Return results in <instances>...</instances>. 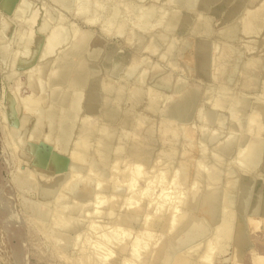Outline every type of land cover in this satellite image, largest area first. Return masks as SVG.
<instances>
[{"label": "rangeland", "instance_id": "rangeland-1", "mask_svg": "<svg viewBox=\"0 0 264 264\" xmlns=\"http://www.w3.org/2000/svg\"><path fill=\"white\" fill-rule=\"evenodd\" d=\"M259 11L264 0H0V264H264V18L245 25ZM185 223L203 242H181Z\"/></svg>", "mask_w": 264, "mask_h": 264}, {"label": "bare ground", "instance_id": "bare-ground-1", "mask_svg": "<svg viewBox=\"0 0 264 264\" xmlns=\"http://www.w3.org/2000/svg\"><path fill=\"white\" fill-rule=\"evenodd\" d=\"M131 1H132V0H131ZM136 1H137V0H136ZM139 2H140V1H139ZM135 3H137V2H135ZM263 18H264V13H263V11H262V13H261L260 11L257 12V14H256L255 16H253L250 20L247 21V23L245 24V25H246V28H250V27H254V28H255V27H258V26L262 25V23H263L262 19H263ZM261 22H262V23H261ZM70 34H71V33H70ZM75 73H76V75L78 76L77 73H79V72H75ZM75 73H74V74H75ZM79 75H80V74H79ZM81 75H84V74H81ZM81 75H80V76H81ZM71 77H74V78H75L76 76H75V75H74V76L72 75ZM82 77H83V76H82ZM76 78H77V77H76ZM78 78H79V76H78ZM78 78H77L76 80L81 81V80L78 79ZM80 78H81V77H80ZM83 78H84V77H83ZM83 78H82V79H83ZM72 79H73V78H72ZM71 81H72V80H71ZM72 82H73V81H72ZM89 95H90V94H89ZM91 96H92V98L94 97V95H91ZM152 97H153V96H152ZM154 97H155V96H154ZM154 97H153V98H154ZM89 98H90V96H89ZM89 98H88V99H89ZM92 98H90V99L92 100ZM93 99H94V98H93ZM155 99H156V98H155ZM94 100H95V99H94ZM147 100H148V98H147ZM92 101H93V100H92ZM148 102H150V101H148ZM91 104H92V103H91ZM150 104H151V103H150ZM148 105H149V104H148ZM82 106H83V105H82ZM92 106H93V109H96L95 104H94V105L92 104ZM84 107H85V106H84ZM94 107H95V108H94ZM150 107H151V106H150ZM86 108H87V107H86ZM89 108H90V107H89ZM97 108H98V107H97ZM26 109H27V108H26ZM76 109H77V108H76ZM98 110H99V109H98ZM102 110H103V109H102ZM106 110H107V109H106ZM228 110H229V109H228ZM34 111H35V110H34ZM95 111H96V110H95ZM104 111H105V110H104ZM107 111H108V110H107ZM107 111H105V112H107ZM185 111H186V110H185ZM259 112H260L261 114H264V111H261L260 109H259ZM101 113L103 114V112H101ZM108 113H109V111L107 112V116H108ZM72 114H73L72 111H69V112H68V118H69V119H68V122L66 123V126H64V129L66 130L65 133L70 131V118L72 117ZM256 114H257V113L255 112V114L253 115V118H254L255 116H256L255 118H257V116H258V117L260 116L259 114H257V115H256ZM82 116H83V115H82ZM182 116H183V114L181 115V117H182ZM184 117H185V116H183V118H184ZM124 118H125V117H124ZM65 119H66V118H65ZM72 119H73V118H72ZM126 120H127V119H126ZM83 127H84V126H83ZM83 127H82V128H83ZM90 128H91V127H90ZM90 128L88 127V130H89ZM263 128H264V127H263ZM259 129H260V128H259ZM80 130H81V129H80ZM82 130H83V129H82ZM85 131H86V130H85ZM101 132H102V131H101ZM104 132H105V131H104ZM80 133H81V135H82L83 132L81 131ZM85 134H86V133H85ZM108 134H109V133H108ZM83 135H84V134H83ZM83 135H82V136H83ZM88 135H89V132H88ZM98 135H99V134H98ZM106 136H107V135H106ZM108 136H109V135H108ZM111 136H112V135H111ZM99 137H100V136H99ZM101 137H103V136H101ZM69 138H70V137H69ZM84 138H86V137H84ZM100 139H101V138H100ZM100 139L98 140V142L101 141ZM106 139H107V137H106ZM106 139L104 138V139H102V140H106ZM82 140H84V139H82ZM85 140H86V139H85ZM87 140H88V139H87ZM109 140H111V139H109ZM109 140H108V141H109ZM77 141L79 142V140H77ZM65 142H66V140L64 139L63 136H61V137H60V143H61V145H64ZM75 142H76V140H75ZM82 142H83V141H82ZM255 142H256V144H258L257 141H255ZM76 143H77V142H76ZM76 143H75L74 145H77ZM86 143H87V142H86ZM86 143H85V145L88 144V143H87V144H86ZM252 143H253V145H249V146H250V147L253 146V149H254V145H255V144H254V142H252ZM79 144H80V143H78V145H79ZM83 144H84V143H83ZM89 144H90V143H89ZM249 144H250V143H249ZM74 145H73V146H74ZM80 145H81V144H80ZM85 145H84V146H85ZM84 146H82V147H84ZM87 146H89V145H87ZM87 146H85V147H87ZM258 146H259V145H258ZM258 146H257V145L255 146V150L257 149ZM79 147H81V146H79ZM79 147H78V148H79ZM82 147H81V148H82ZM89 147H90V146H89ZM226 147H227V146H226ZM70 148H72V147H70ZM90 148H91V147H90ZM90 148H89V149H90ZM98 148H99V147H98ZM101 148H102V150H104V151H106V150L110 151L111 146H108V142H107V140H106V141H102V142H101ZM73 149H74V147H73ZM76 149H77V147H76ZM84 149H85L86 152L88 153V148H83L81 151L83 152ZM253 149H251V152L254 153ZM261 149H262V148H261ZM71 150H72V149H71ZM85 150H84V151H85ZM69 151H70V150H69ZM73 151H74V150H72V152H73ZM111 151H112V150H111ZM131 151H133V150L131 149ZM131 151H130V153H131ZM256 151H257V150H256ZM258 151L260 152V148H259V147H258ZM80 153H81V152H80ZM83 153H84V152H83ZM83 153H82V154H83ZM74 154H75V153H74ZM133 154H134V152H133ZM255 154H258V152L255 153ZM77 155H79V154H78V150H77ZM99 155H100V154H99ZM131 155H132V154H131ZM100 156H101V155H100ZM100 156H99V157H100ZM102 156H103V155H102ZM134 156H136V155L134 154ZM253 156H254V155H253ZM251 157H252V156H251ZM79 158H80V157H79ZM100 158H101V157H100ZM144 158H145V157H144ZM151 158H152V157H151ZM157 158H158V157H157ZM253 158H254V157H253ZM255 158H256V156H255ZM71 159H72V158H71ZM80 159H81V158H80ZM103 159H105V156H104ZM135 159H136V158H135ZM140 159H141V158H140ZM160 159H161V158H160ZM82 160H83V159H82ZM82 160H81V161H82ZM98 160H100V159H98ZM142 160H143V159H142ZM152 160H153V159H152ZM249 160H250V159H249ZM251 160H253V159H251ZM84 161H85V159H84ZM153 161H154V160H153ZM254 161H255V160H254ZM254 161H253V162H254ZM85 162H86V161H85ZM136 162H137V161H136ZM142 162H143V161H142ZM145 162H146V161H145ZM164 162H165V161H164ZM82 163H84V162L82 161ZM138 163H139V162H138ZM152 163H153V162H152ZM105 164H106V163H105ZM133 164H134V163H133ZM140 164H141V163H140ZM146 164H147V163H146ZM160 164H161V163H160ZM163 164H164V163H163ZM137 166H138V165H137ZM137 166H135V167H137ZM141 166H142V165H141ZM143 167H145V166H143ZM160 167H161V166H160ZM148 168H149V167H148ZM148 168H147V169H148ZM150 168H151V167H150ZM168 168H170V167L168 166ZM88 169H89V168H88ZM138 169H141V170H142V168H139V167H138ZM143 169H144V168H143ZM164 169H165V168H164ZM148 170H149V169H148ZM159 170H160V169H159ZM161 170H162V169H161ZM161 170H160V173H162ZM144 171H145V169H144ZM146 171H147V170H146ZM149 171H151V170H149ZM162 171H163V170H162ZM169 171H170V170H169ZM131 172H132V171H131ZM131 172H130V173H131ZM133 172H136V171H133ZM138 172H139V171H138ZM140 172H141V171H140ZM192 172H193V171H192ZM141 173H142V172H141ZM156 173H157V171H156ZM138 174H140V173H138ZM146 174H148V173L146 172ZM163 174H166V173H163ZM167 174H168V173H167ZM167 174H166V176H167ZM76 175H77V174H76ZM76 175H74V177H75ZM78 175H79V174H78ZM124 175H125V174H124ZM136 175H137V174H136ZM129 176H130V175H128V177H129ZM131 176H133V174H132ZM131 176H130L131 183H127V181L129 180V178L126 179V180H124V181H125V184H131V187H132V185H133L132 183H134V182H133L134 180L132 181V179H134V178H131ZM145 176H147V175H145ZM195 176H196V175H195ZM72 177H73V175H72ZM72 177H70V179H71ZM126 177H127V176H126ZM134 177H135V176H134ZM142 177H143V174H142ZM155 177H160V176H158L157 174H155ZM155 177H154V181H155ZM164 177H165V176H164ZM136 178H137V177H136ZM148 178H150V177H148ZM193 178H194V177H193ZM123 179H125L124 176H123ZM123 179H122V181H123ZM137 179H138V178H137ZM142 179H143V178H142ZM158 179L160 180V178H158ZM162 179H163V178H162ZM162 179H161V180H162ZM165 179H167V178H165ZM78 180H79V179H78ZM81 180H82V179H81ZM87 180H91V179H87ZM110 180H111V179H110ZM114 180H115V179H114ZM159 180H158V182L160 183ZM74 181H75V180H74ZM82 181H83V180H82ZM84 181H86V180H84ZM115 181H116V180H115ZM148 181H149V180H148ZM152 181H153V180L151 179V182H152ZM169 181H170V180H169ZM70 182H73V181L70 180ZM87 182H88V181H87ZM129 182H130V180H129ZM190 182H191V181H190ZM194 182H195V181H194ZM196 182H197V181H196ZM74 183H75V182H74ZM85 183H86V182H85ZM88 183H89V182H88ZM94 183H95V181H94ZM152 183H153V182H152ZM197 183H198V182H197ZM69 184H71V183H69ZM86 184H87V183H86ZM123 184H124V183H123ZM134 184H135V183H134ZM154 184H155V182H154ZM162 184H163V183H162ZM174 184H175V181H174ZM191 184H192V182H191ZM191 184H190V185H191ZM193 184H195V183H193ZM193 184H192V185H193ZM198 184H199V183H198ZM88 185H89V184H88ZM94 185H95V184H94ZM98 185H99V184H98ZM98 185H97V186H98ZM135 185H136V184H135ZM175 185H176V184H175ZM196 185H197V184H196ZM196 185H195V187H196ZM244 185H245V184H244ZM66 186H67V185H66ZM198 186H199V185H198ZM68 187L70 188V190H73V189L76 187V185H75V184H71V186L68 185ZM100 187H101V186H100ZM128 187H129V189L131 188L130 185H127L126 188H128ZM133 187H134V185H133ZM137 187H138V186H137ZM137 187H136V189H137ZM147 187H148V186H147ZM175 187H176V188H175ZM175 187H174L173 189L176 190L178 187H177V185H176ZM195 187H194V185H193L192 188L195 189ZM250 187H251V186H250ZM69 188H68V189H69ZM97 188H98V187H97ZM148 188H149V187H148ZM240 188H242V189H240L239 191L243 190V191H245V193L248 191L249 196H250L251 191H250L249 189H252V187L249 188V185L246 184V186H243V187H240ZM95 189H96V188H95ZM145 189H146V188H145ZM99 190H100V189H99ZM102 190H103V189H102ZM130 190L132 191V189H130ZM134 190H135V189H134ZM149 190H151V189H149ZM149 190H147V191L149 192ZM164 190H165V189H164ZM94 191H95V190H94ZM135 191H138V189L135 190ZM143 191H145V190H143ZM147 191H145V192H147ZM179 191H180V189H179ZM179 191H178V192H179ZM193 191H194V190H193ZM195 191H196V189H195ZM222 191H223V190H222ZM243 191H241L242 194L240 193V195H243V194H244V197H245V193H244ZM96 192H97V191H96ZM99 192H100V191H98V193H99ZM170 192H171V191H170ZM85 193H86V192H85ZM108 193H109V192H108ZM132 193H133V191H132ZM161 193H162V192H161ZM194 193H197V192H194ZM102 194L104 195V193H102ZM102 194H101V193L98 194L99 197H100V195L102 196ZM136 194H138V193L136 192ZM142 194L144 195V192H142ZM145 194H148V193H145ZM149 194H150V193H149ZM174 194H175V193H174ZM178 194H180V193H178ZM191 194H192V193H191ZM86 195H87V194H86ZM98 195H97V193H96V196H98ZM106 195H109V194L106 193ZM110 195H111V194H110ZM133 195H134V193H133ZM133 195H131V196H133ZM140 195H141V194H140ZM140 195L138 194V196H140ZM192 195H193V194H192ZM192 195H191V196H192ZM246 195L248 196L247 193H246ZM93 196H94V195H93ZM96 196H95V197H96ZM145 196H146V195H145ZM175 196L177 197V190H176V195H174V197H175ZM178 196L182 198V195H181V196L178 195ZM194 196H196V195H194ZM247 196H246V197H247ZM249 196H248V198H249ZM84 197H85V195H84ZM84 197H83V198H84ZM110 197H111L112 200H113V198L116 197V196H115V195H114V196L112 195V196H109V197L106 198V200L109 198V202L107 201L109 204H110V201H111V200H110ZM133 197H134V196H133ZM142 197H143V196H142ZM171 197H172V196H171ZM197 197H198V196H197ZM246 197H245V199L242 200L241 202H240V200H239V202H238V201H237V202H238V203H242V204H243V203H246L247 200H249V199L246 200ZM129 198H130V197H129ZM138 198H139V197H138ZM138 198H137V199H138ZM194 198H195V197H194ZM221 198H222V197H221ZM241 198H242V197L240 196L239 199H241ZM104 199H105V198H104ZM104 199H102V200H104ZM130 199H132V198H130ZM134 199H135V198H134ZM144 199H145V198H144ZM191 199H193V198H191ZM242 199H243V198H242ZM126 200L129 202L128 197L126 198ZM126 200H125V201H126ZM132 200H133V199H132ZM167 200H168V198H167ZM167 200H165V201H167ZM169 200H170V199H169ZM175 200H176V198H175ZM181 200H182V199H181ZM100 201H101V200H100ZM127 201H126V202H127ZM176 201L179 203L180 200H179V201L176 200ZM191 201H192V200H191ZM199 201H200V200H199ZM201 201H202V203H201V204H202V209H201L202 214H206L207 217H208L209 219L213 220V219H215L216 217H218L219 215L221 216V215L223 214L222 211L220 212V210H219V207H218V204H217V202H218V201H217V196H215L214 193H207V194H205V195L203 196V198L201 199ZM244 201H245V202H244ZM111 202H112V201H111ZM137 202H139V200H138ZM159 202H160V201H159ZM181 202H182V201H181ZM248 202L250 203V201H248ZM248 202H247V203H248ZM97 203H98V202H97ZM161 203H162V201H161ZM161 203H157V204H160V205H161ZM163 203H164V202H163ZM163 203H162V204H163ZM175 203H176V202H175ZM175 203H174V204H175ZM198 203H200V202H198ZM198 203H197V204H198ZM226 203H228L227 195L224 196L223 201H222V204H221V202H220V206L223 207V204H226ZM255 203H256V201H255ZM112 204H114V202H112V203L110 204V207H112ZM127 204H129V203H127ZM179 204H181V203H179ZM182 204H183V203H182ZM242 204H241V205H242ZM252 204H253V203H252ZM252 204H251V205H252ZM163 205H164V204H163ZM167 205H168V204H167ZM172 205H173V203H172ZM188 205H189V204H188ZM239 205H240V204H239ZM243 205H244V204H243ZM245 206H246V205H245ZM245 206H244V207H245ZM249 206H250V204H249ZM249 206H248V204H247L246 207L251 209V206H250V207H249ZM252 206H256V205L254 204V205H252ZM110 207H109V205H108V208H110ZM129 207H130V206H129ZM166 207H167V206H166ZM175 207H176V206H175ZM175 207L172 208V209H175V210L178 211V209H176ZM178 207H179V205H178ZM181 207H182V206H181ZM189 207H192L191 204H190ZM194 207H196V206H194ZM108 208H107V209H108ZM113 208H114V207H113ZM113 208H112V210H113ZM179 208H180V207H179ZM196 208H197V207H196ZM223 208H224V207H223ZM110 209H111V208H110ZM110 209H108V210H110ZM130 209H131V208H130ZM157 209H159V207H158ZM165 209H166V208H165ZM250 209H249V210H250ZM257 209H258V207L255 208V212H256ZM108 210H107V212H106V210H104V211L106 212V213L104 212V214H106L107 216H109V215H108V214H109V211H108ZM225 210H226V209H225ZM245 210H248V209L245 208ZM253 210H254V208H253ZM253 210L251 209V211H253ZM131 211H132V210H131ZM160 211H161V213H162L163 210L160 209ZM257 211H258V210H257ZM91 212H92V211H91ZM93 212H97V213H98V211H95V210H93ZM112 212H113V211H111V213H112ZM248 212H250V211H248ZM253 212H254V211H253ZM101 213H103V211H102ZM107 213H108V214H107ZM113 213H114V212H113ZM113 213H112V215L115 214V213H114V214H113ZM221 213H222V214H221ZM234 213H235V212H234ZM159 214H160V213H159ZM99 215H100V214H99ZM110 215H111V214H110ZM178 216H179V215H178ZM111 217H113V216H110V217H108V218L111 219ZM172 217H173V216H172ZM207 217H206V218H207ZM169 218H170V217H169ZM174 218H176L175 215H174ZM106 219H107V217H106ZM113 219H114V217H113ZM111 220H112V219H111ZM223 221H224V220H222V224H223V226H222L220 223H219L220 225H215V226H222V228H223V227L226 226V224H227L226 221H225L224 223H223ZM253 221H254V220H253ZM121 222H122V220H121ZM124 222H125V221H124ZM126 222H127V221H126ZM146 222H147V221H146ZM105 223H106V222H105ZM109 223H110V222H109ZM148 223H149V222H148ZM150 223H151V222H150ZM173 223H174V222H173ZM187 223H188V222H187ZM189 223H191V222H189ZM106 224H107V223H106ZM185 224H186V223H185ZM148 225H150V224H148ZM104 226H106V225H104ZM145 226H147V225L145 224ZM217 228H218V227H217ZM219 228L221 229V227H219ZM105 229H106V228H105ZM107 229H108V227H107ZM214 229H215V227H214ZM220 229H217L216 231H219ZM145 230H147V229H145ZM180 231H181V230H180ZM205 231H206V228H204V226H202V225H199V224L194 225V224H193V226L190 225V227H189V225L186 224V225L183 227V229H182V232H184V237L181 235V236L183 237V239H181V242H185V243H186L187 241H191V240L194 241L195 238L203 236V235L205 234V233H204ZM151 232H152V231H151ZM104 233H105V232H104ZM108 233H109V232H108ZM126 233H127V231H126ZM180 233H181V232H180ZM110 234H111V233H110ZM148 234H149V233H148ZM207 234H208V233H207ZM99 235H100V234H98V237H99ZM104 235H106L107 237L109 236V235H107V233L104 234ZM111 235L113 236V234H111ZM150 235H151V233H150ZM150 235H148V237H149ZM178 235H179V234H178ZM134 236H135V235H134ZM204 236H206V235H204ZM101 237H102V236H101ZM113 237H114V236H113ZM105 238H106V237H105ZM105 238H104V239H105ZM130 238H131V237H130ZM132 238H134V237H132ZM136 238H137V237H136ZM201 238H202V237H201ZM204 238H206V237H204ZM204 238H202V242H203ZM100 239H101V238H100ZM104 239H102V240L104 241ZM109 239H110V238H109ZM112 239H113V238H112ZM114 239H115V238H114ZM114 239H113V240H114ZM134 239H135V238H134ZM134 239H133V240H134ZM147 239H148V238H147ZM175 239H176V238H175ZM212 239H213L212 236H210L209 239H208V237H207V240H206V245H207V246L205 245V242L202 244V245H204V248H205V249H204V250H205V251H204L205 254L203 253L202 256H205V257L208 256V257H209V256H210L209 254H211V256H212V251H213V250L211 251V249H212L213 244H214V243L212 244ZM105 240H106L105 242H108L107 239H105ZM110 240H111V239H110ZM113 240H112V241H109V242H112V243L115 242V243H116V241H115V240L113 241ZM128 240H129V239H128ZM136 240H137V239H136ZM98 241H99V240H98ZM100 241H101V240H100ZM192 241H191V242H192ZM200 241H201V240H200ZM109 242H108V244H109ZM135 242H136V241H135ZM202 242H201V243H202ZM103 243H104V242H103ZM112 243L110 244L111 246L114 245V244L112 245ZM117 243H118V242H117ZM117 243H116V244H117ZM104 244H105V243H104ZM104 244H103V245H104ZM193 244H194V243H193ZM98 245H99V244H98ZM103 245H101V246H103ZM199 245H200V243H199ZM214 245H215V244H214ZM96 246H97V245H96ZM99 246H100V245H99ZM174 246H175V245H174ZM194 246H195V244H194ZM196 246H197V245H196ZM168 247H169V243L167 242V243L164 244V247L161 249V252L164 251V254H166V253L168 252ZM102 248H103V247H102ZM214 248H215V247H214ZM191 249H192V248H191ZM99 250H100V249H99ZM189 250H190V249H189ZM193 250H194V249H193ZM210 252H211V253H210ZM234 252H235V251H234ZM198 253H199V252H198ZM162 254H163V253H162ZM164 254H163V255H164ZM200 255H201V254H200ZM159 256H160V255H159ZM164 256H165V255H164ZM165 257H167V256H165ZM199 257H200V256H199ZM167 258H168V257H167ZM202 258H204V257H202ZM209 258H210V257H209ZM199 259H200V258H199ZM206 259H207V258H204L205 261H206ZM204 260H203V261H204ZM207 261H208V260H207Z\"/></svg>", "mask_w": 264, "mask_h": 264}]
</instances>
